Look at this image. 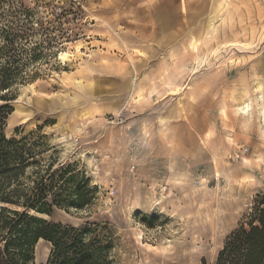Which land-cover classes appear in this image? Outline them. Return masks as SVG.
<instances>
[{"label":"rangeland","instance_id":"obj_1","mask_svg":"<svg viewBox=\"0 0 264 264\" xmlns=\"http://www.w3.org/2000/svg\"><path fill=\"white\" fill-rule=\"evenodd\" d=\"M184 1L0 0V28L28 34L12 53L33 56L0 100L36 158L22 179L52 194L79 171L91 203L43 216L92 223L111 264H215L264 195V0Z\"/></svg>","mask_w":264,"mask_h":264},{"label":"trees","instance_id":"obj_2","mask_svg":"<svg viewBox=\"0 0 264 264\" xmlns=\"http://www.w3.org/2000/svg\"><path fill=\"white\" fill-rule=\"evenodd\" d=\"M24 26L25 22L21 27ZM0 34L6 41L0 43V100H7V95L1 92H8L11 82L26 74V65L33 56L18 57L12 53L15 39L28 42L26 32L11 36L9 28L2 26ZM8 107L7 104L0 107V264H35V248L41 239L52 244L45 264H111L112 241L101 238L99 233L93 235L97 229L92 223L75 227L43 216L52 215L54 206L86 207L91 203L87 193H94L95 188H89L84 178L76 182L79 172L76 169L69 171L67 177L63 172L60 174L57 191L52 194L53 184L25 182L22 175L36 158L25 143L4 134L3 112ZM66 183L71 186L65 196ZM250 218L248 225H240L227 237L215 264H264V195L256 200Z\"/></svg>","mask_w":264,"mask_h":264},{"label":"bare ground","instance_id":"obj_3","mask_svg":"<svg viewBox=\"0 0 264 264\" xmlns=\"http://www.w3.org/2000/svg\"><path fill=\"white\" fill-rule=\"evenodd\" d=\"M182 8H183V11H186V4H185V1L183 0V2H182ZM194 40V39H193ZM192 40V41H193ZM192 46L194 47V48H196L197 47V44H196V41H194L193 43H192ZM75 49H76V52L77 53H81L82 52V49H83V43L82 42H79V43H77L76 44V46H75ZM72 56V52L70 51V50H65V51H62L61 53H60V59H62V60H69L70 59V57ZM105 62H107V60H105ZM141 89V88H140ZM139 89V90H140ZM141 91V90H140ZM140 91H138V93H139V97L142 95L141 93H140ZM258 91H259V93H260V95H261V98H262V106L258 109V112L260 113V116H261V118H262V121L264 122V83H262V84H260L259 85V87H258ZM139 100V99H138ZM251 104L250 103H247L246 105H243V106H238L237 108H236V113L237 114H239V115H244V116H246V115H250V113H251ZM222 116L224 117V118H227L228 117V113H227V109H225V108H223L222 109ZM246 175V174H245ZM251 176V175H250ZM250 176H249V178H250ZM246 177H248V175L246 176ZM243 178V177H242ZM247 180V179H246ZM41 241H44L43 239H41L40 240V242Z\"/></svg>","mask_w":264,"mask_h":264},{"label":"clouds","instance_id":"obj_4","mask_svg":"<svg viewBox=\"0 0 264 264\" xmlns=\"http://www.w3.org/2000/svg\"><path fill=\"white\" fill-rule=\"evenodd\" d=\"M133 209H134V208H133ZM133 209H132V210H133Z\"/></svg>","mask_w":264,"mask_h":264}]
</instances>
